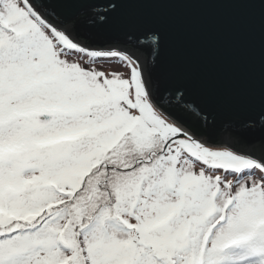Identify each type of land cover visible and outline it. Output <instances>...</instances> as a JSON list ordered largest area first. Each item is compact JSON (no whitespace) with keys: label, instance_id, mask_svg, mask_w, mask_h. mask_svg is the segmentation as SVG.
<instances>
[{"label":"snow or ice","instance_id":"obj_1","mask_svg":"<svg viewBox=\"0 0 264 264\" xmlns=\"http://www.w3.org/2000/svg\"><path fill=\"white\" fill-rule=\"evenodd\" d=\"M72 2L0 0V264H264V159L172 119L186 85L73 38ZM186 6L259 10L264 105V0H110L89 23L159 54Z\"/></svg>","mask_w":264,"mask_h":264},{"label":"water","instance_id":"obj_2","mask_svg":"<svg viewBox=\"0 0 264 264\" xmlns=\"http://www.w3.org/2000/svg\"><path fill=\"white\" fill-rule=\"evenodd\" d=\"M109 3L73 0L61 10L67 32L82 44L113 46L138 57L146 77L168 98L178 84H185L184 104L190 108L173 107L172 119L212 144L264 159V105L248 99L260 70L259 10L174 9L157 54L150 36L89 23L93 10Z\"/></svg>","mask_w":264,"mask_h":264},{"label":"rangeland","instance_id":"obj_3","mask_svg":"<svg viewBox=\"0 0 264 264\" xmlns=\"http://www.w3.org/2000/svg\"><path fill=\"white\" fill-rule=\"evenodd\" d=\"M112 66H114V67H115V66H117V65H112ZM217 145H222V144H217Z\"/></svg>","mask_w":264,"mask_h":264}]
</instances>
